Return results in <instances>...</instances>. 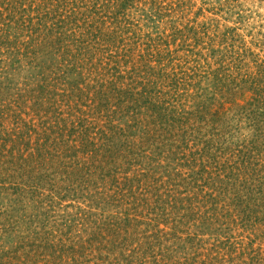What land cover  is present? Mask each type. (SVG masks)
<instances>
[{
  "label": "rangeland",
  "instance_id": "obj_1",
  "mask_svg": "<svg viewBox=\"0 0 264 264\" xmlns=\"http://www.w3.org/2000/svg\"><path fill=\"white\" fill-rule=\"evenodd\" d=\"M0 264H264V0H0Z\"/></svg>",
  "mask_w": 264,
  "mask_h": 264
}]
</instances>
